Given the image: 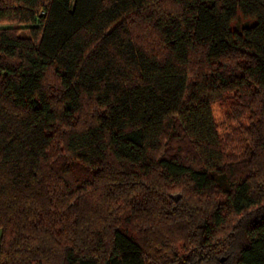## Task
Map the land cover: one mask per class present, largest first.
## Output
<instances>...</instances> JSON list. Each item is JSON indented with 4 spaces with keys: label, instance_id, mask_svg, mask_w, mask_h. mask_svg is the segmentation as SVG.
Masks as SVG:
<instances>
[{
    "label": "trees",
    "instance_id": "trees-1",
    "mask_svg": "<svg viewBox=\"0 0 264 264\" xmlns=\"http://www.w3.org/2000/svg\"><path fill=\"white\" fill-rule=\"evenodd\" d=\"M0 232V264H264V0H0Z\"/></svg>",
    "mask_w": 264,
    "mask_h": 264
},
{
    "label": "rangeland",
    "instance_id": "rangeland-1",
    "mask_svg": "<svg viewBox=\"0 0 264 264\" xmlns=\"http://www.w3.org/2000/svg\"><path fill=\"white\" fill-rule=\"evenodd\" d=\"M245 19L239 16L232 24L233 28H239L244 24ZM22 33L27 34V31ZM235 95L227 94L222 101H216L212 104L213 117L217 124L219 135L230 153H239L245 145L244 128L249 125L248 115L236 117ZM177 251L180 255L184 254V248L179 244Z\"/></svg>",
    "mask_w": 264,
    "mask_h": 264
},
{
    "label": "water",
    "instance_id": "water-1",
    "mask_svg": "<svg viewBox=\"0 0 264 264\" xmlns=\"http://www.w3.org/2000/svg\"><path fill=\"white\" fill-rule=\"evenodd\" d=\"M169 196L173 198L175 201H177L181 195L179 193H174V194H169Z\"/></svg>",
    "mask_w": 264,
    "mask_h": 264
},
{
    "label": "crops",
    "instance_id": "crops-1",
    "mask_svg": "<svg viewBox=\"0 0 264 264\" xmlns=\"http://www.w3.org/2000/svg\"><path fill=\"white\" fill-rule=\"evenodd\" d=\"M0 236H1V232H0Z\"/></svg>",
    "mask_w": 264,
    "mask_h": 264
}]
</instances>
